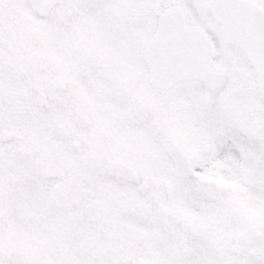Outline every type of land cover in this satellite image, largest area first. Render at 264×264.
I'll return each mask as SVG.
<instances>
[{
  "label": "snow or ice",
  "instance_id": "obj_1",
  "mask_svg": "<svg viewBox=\"0 0 264 264\" xmlns=\"http://www.w3.org/2000/svg\"><path fill=\"white\" fill-rule=\"evenodd\" d=\"M0 264H264V0H0Z\"/></svg>",
  "mask_w": 264,
  "mask_h": 264
}]
</instances>
